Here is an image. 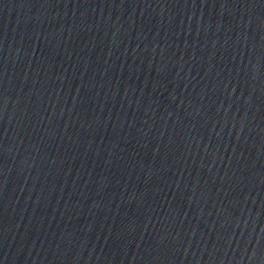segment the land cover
<instances>
[{
  "label": "water",
  "instance_id": "95a60500",
  "mask_svg": "<svg viewBox=\"0 0 264 264\" xmlns=\"http://www.w3.org/2000/svg\"><path fill=\"white\" fill-rule=\"evenodd\" d=\"M0 264H264V0H0Z\"/></svg>",
  "mask_w": 264,
  "mask_h": 264
}]
</instances>
